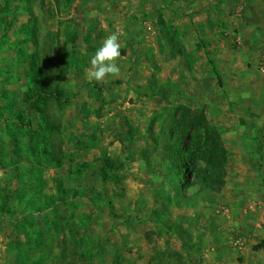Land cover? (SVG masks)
<instances>
[{"label":"rangeland","instance_id":"obj_1","mask_svg":"<svg viewBox=\"0 0 264 264\" xmlns=\"http://www.w3.org/2000/svg\"><path fill=\"white\" fill-rule=\"evenodd\" d=\"M228 1L0 0V264H264V0Z\"/></svg>","mask_w":264,"mask_h":264},{"label":"clouds","instance_id":"obj_2","mask_svg":"<svg viewBox=\"0 0 264 264\" xmlns=\"http://www.w3.org/2000/svg\"><path fill=\"white\" fill-rule=\"evenodd\" d=\"M122 47L118 31L108 35L90 59V67L87 69L88 80L99 83L109 76H118L121 69L117 62L121 59Z\"/></svg>","mask_w":264,"mask_h":264},{"label":"built area","instance_id":"obj_3","mask_svg":"<svg viewBox=\"0 0 264 264\" xmlns=\"http://www.w3.org/2000/svg\"><path fill=\"white\" fill-rule=\"evenodd\" d=\"M258 71H259L261 80L264 84V58L258 64ZM227 212L229 211L227 210L224 211V213H227ZM245 245H246V242L242 239H237V240L235 239L233 243V246L242 252L245 251ZM241 264H245V263H241Z\"/></svg>","mask_w":264,"mask_h":264},{"label":"trees","instance_id":"obj_4","mask_svg":"<svg viewBox=\"0 0 264 264\" xmlns=\"http://www.w3.org/2000/svg\"><path fill=\"white\" fill-rule=\"evenodd\" d=\"M33 63V66H34V74H36V79H34L35 80V82H37L36 83V89H37V91H36V95L35 94H33V95H29V98H28V100L30 101V100H32V98H35L34 96H36V99L38 98V99H41V97H42V93H44V92H42L43 90H42V86H39V83H40V80H41V69H38L37 68V62L34 60V62H32ZM39 67V66H38ZM40 68V67H39ZM35 100V99H34ZM28 101V102H29ZM36 101V100H35ZM32 103V102H31ZM203 119V118H202ZM205 120V119H204Z\"/></svg>","mask_w":264,"mask_h":264},{"label":"crops","instance_id":"obj_5","mask_svg":"<svg viewBox=\"0 0 264 264\" xmlns=\"http://www.w3.org/2000/svg\"><path fill=\"white\" fill-rule=\"evenodd\" d=\"M191 1H193V0H191ZM202 1H204V0H197V3H201ZM206 1V0H205ZM188 2V1H187ZM221 3H223L224 5H226V6H228V3H230L228 0H213V4H221ZM172 16H174V14H172ZM176 16V15H175ZM171 18V17H170ZM206 21H208V20H206ZM205 21V22H206ZM214 21V20H213ZM219 22V21H218ZM249 243H251L252 244V237L249 235ZM206 263H204V264H224L223 262H218V261H216L215 259H214V257L212 256V255H206ZM190 264V263H189ZM230 264H235L234 262L233 263H230ZM246 264H247V262H246Z\"/></svg>","mask_w":264,"mask_h":264}]
</instances>
